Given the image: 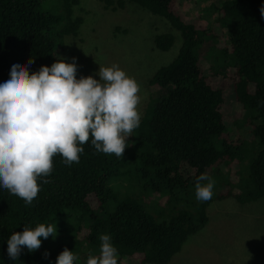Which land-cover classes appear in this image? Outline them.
<instances>
[{"label": "trees", "instance_id": "1", "mask_svg": "<svg viewBox=\"0 0 264 264\" xmlns=\"http://www.w3.org/2000/svg\"><path fill=\"white\" fill-rule=\"evenodd\" d=\"M104 1L119 8L130 2L162 17L178 32V49L148 79L155 96L122 158L95 152L90 141L79 163L67 166L54 156L50 182L38 178L31 206L0 187V264H56L65 247L78 257L74 264H85L89 254L98 255L101 234L111 235L118 264H166L206 223L213 200L245 204L264 195V0H221L211 6L208 26L187 17L181 0ZM78 2L0 0V83L12 64L29 57L30 74L63 58L65 39L82 23L73 13ZM174 41L171 32L152 37L159 51ZM228 92L235 109L224 105ZM201 173L215 180L207 202L195 198ZM122 176L129 190L121 196L113 184ZM39 223L68 225L57 227L54 244L41 238L38 250L24 248L11 260V233ZM63 231L67 238L58 235Z\"/></svg>", "mask_w": 264, "mask_h": 264}, {"label": "clouds", "instance_id": "2", "mask_svg": "<svg viewBox=\"0 0 264 264\" xmlns=\"http://www.w3.org/2000/svg\"><path fill=\"white\" fill-rule=\"evenodd\" d=\"M264 18V6L260 8ZM70 44V43H68ZM65 44V45H68ZM14 63L9 79L0 83V187L31 206L41 190L38 178L49 183L53 157L62 163H79L82 145L90 141L95 152L124 156L129 137L140 125L141 89L119 65L101 66L96 75L76 77V57L65 62L58 57L51 66L41 65L30 74L34 63ZM195 198L207 202L214 195L215 180L207 173L195 178ZM55 224L39 223L12 232L7 255L16 261L22 250L34 252L41 238H55ZM98 255L89 254L85 264H118L119 252L110 234L99 236ZM48 252L43 253L47 258ZM78 257L64 248L56 264H74Z\"/></svg>", "mask_w": 264, "mask_h": 264}, {"label": "rangeland", "instance_id": "3", "mask_svg": "<svg viewBox=\"0 0 264 264\" xmlns=\"http://www.w3.org/2000/svg\"><path fill=\"white\" fill-rule=\"evenodd\" d=\"M181 1L187 17L208 26L213 18L211 6L221 0ZM73 13L82 17V23L74 38H64L65 44L70 43L62 49L65 62L70 63L76 57L77 78L92 75L98 79L99 65H119L140 85L138 110L142 115L155 96L148 89V79L174 57L180 40L178 32L162 17L130 2L119 8L104 0H79ZM160 32L175 36L167 51L153 46L152 37ZM209 64L207 61L204 65ZM231 101L228 92L224 105L235 109ZM127 185L126 176L113 184L121 196L128 194ZM153 206L155 210L160 208L156 199ZM67 225L58 223L56 228ZM58 235L67 238L64 231ZM58 239L49 237L46 243L54 244ZM166 264H264V195L245 204L237 203L232 197L213 200L207 207L206 223L187 237Z\"/></svg>", "mask_w": 264, "mask_h": 264}]
</instances>
